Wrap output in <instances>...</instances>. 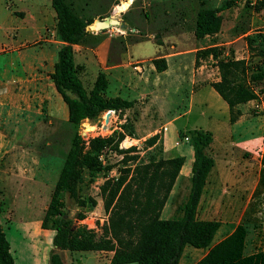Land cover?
I'll return each instance as SVG.
<instances>
[{"label": "rangeland", "instance_id": "rangeland-1", "mask_svg": "<svg viewBox=\"0 0 264 264\" xmlns=\"http://www.w3.org/2000/svg\"><path fill=\"white\" fill-rule=\"evenodd\" d=\"M67 1L71 2L74 9L84 18L105 13L113 5L112 17L121 22L120 27L125 29L127 38L118 37L116 34H119V31L116 29L113 36H107L101 30L99 36L92 37L102 40L106 45L110 42H122L120 47L125 45L128 56L125 52L123 55L130 61H134L136 57H156L169 46L175 47H170L169 53L178 49L195 50L200 44L206 46L204 40L192 36L197 11L201 8H220L231 4L219 12L223 18L222 25L213 40L237 38L230 45H219L220 50L233 57L244 56L249 74L258 69L264 71L261 54L264 52V7L257 9L245 0H235V3H231L233 0ZM53 13L55 14V11L50 0H0V223L10 243L15 262L50 264V256L54 252V231L42 228L41 221L74 134L86 125L88 132L84 138L107 135L112 130L119 129V125L125 122L132 124L139 135L136 134L137 138L126 136L121 142V147L136 145L141 155L144 153L143 141L155 133L159 134L161 145V136L165 134L166 145L172 153L179 155L183 148V134H189V129L192 128L216 129V133L220 135L230 131L237 138L247 137V141L258 132L256 144L236 148L238 151H234L229 163L224 162L221 154H214L213 149L210 155L217 158L221 169L231 168V181H238L232 183L234 188H239L242 180L239 179L240 172H243L244 164L251 167L248 184L252 188L254 182L257 183L240 222L247 227L246 252L264 248V181L260 183L261 177L264 178V76L251 84L257 97L242 105L240 123L233 126L229 121L228 106L223 105L224 101L213 88H202L196 92L193 107L185 113L190 104L192 88L187 80L189 71L181 70L182 67L189 66V63L191 65L192 54L170 59L172 66L178 67L177 73L179 76L182 74L183 79L175 82V76L162 77L165 86L163 94L166 96H160L161 98L151 99L147 96L145 100L140 99L142 92H150L153 87H157L156 83L159 81L150 73L141 76L132 65H125L112 72L108 71L109 84L106 95L136 100L134 106L123 112L112 111L106 130H102L106 113L100 114L92 127L87 125V119L74 125L67 120V106L60 94L46 85L50 79H47L50 73L48 69L52 61H56L59 48L55 42L57 39ZM126 23L127 26H124ZM87 28L97 30L94 22L87 25ZM133 28H136V31ZM89 37L81 43L85 44L90 40ZM203 63L206 65L209 79L219 76L213 58H203ZM139 66L144 68L146 63L142 62ZM96 69L95 65H91L88 73L81 76L87 90L93 85ZM82 73L83 71L81 75ZM18 75L19 79L12 78ZM145 79L150 83L145 82ZM199 97H203L205 103L201 104ZM159 117L164 121H173L160 128L162 120H159ZM176 130L179 131L176 133ZM175 140L181 144L174 145ZM217 146L214 145V150ZM103 158L114 164L109 175L117 176L122 156L106 152ZM85 178L82 196L86 199L87 206L80 210L74 200L64 194L65 209L74 218V224L84 223L100 233L101 225L107 221L99 193V186L104 178L99 175L93 181H88L87 173ZM92 199L96 201V205L91 204ZM234 205L238 216L241 206L236 203ZM169 207L170 203L165 207L163 218L169 214ZM77 214H83L84 219L78 220ZM172 217L178 218L180 213L176 211ZM221 218L223 219L222 215L219 219ZM233 220V224L238 221ZM225 228L223 226L217 230L213 242L222 233L227 235ZM56 252H59L65 264H107L106 259L109 256L106 251L99 253L100 258L93 251L61 249ZM206 252L207 249L186 245L179 264H194Z\"/></svg>", "mask_w": 264, "mask_h": 264}, {"label": "trees", "instance_id": "trees-1", "mask_svg": "<svg viewBox=\"0 0 264 264\" xmlns=\"http://www.w3.org/2000/svg\"><path fill=\"white\" fill-rule=\"evenodd\" d=\"M50 1L55 11L56 39L61 44L49 78L67 106V120L78 125L82 120L97 118L108 110L123 112L134 106L135 100L106 95L109 81L102 71L97 74L92 87L85 88L81 80L84 66L75 62L73 45L86 38L88 31L85 27L94 19L84 18L67 0ZM226 5L197 11L194 28L197 39L220 31L223 18L219 12L231 4ZM255 7L263 8L264 0H259ZM220 49L217 45L198 49L195 65L200 64L201 58L211 56L214 59L219 80L210 85L226 101L229 121L234 123L241 115L239 106L257 97L251 84L262 79L264 71L258 69L249 74L246 58L236 59ZM261 54L264 64V52ZM151 61L158 72L167 68L163 56ZM83 130L88 132L86 125ZM187 135L194 148L188 199L181 218L162 219L161 210L182 167L183 158H164L158 133L143 141L142 155L136 145L121 147L126 136L137 138L133 125L126 122L107 135L84 138L76 132L41 221L42 228L54 231L53 246L68 251L112 252L109 264H178L186 245L207 249L194 264H264V248L246 252L248 232L244 223H239L230 234L212 244L220 222L199 219L196 213L206 177L214 165V159L207 151L213 136L211 131L201 128L192 129ZM106 152L122 156L117 176L109 175L114 164L103 158ZM86 173L88 181L99 175L104 178L99 193L107 221L101 225L100 233L84 223L74 224V218L65 209L64 194H68L80 210L87 206L82 196ZM263 181L262 176L260 183ZM91 204L96 205V201L92 199ZM76 217L82 220L85 216L77 214ZM0 264H17L1 223ZM50 264H64L58 252H52Z\"/></svg>", "mask_w": 264, "mask_h": 264}, {"label": "crops", "instance_id": "crops-1", "mask_svg": "<svg viewBox=\"0 0 264 264\" xmlns=\"http://www.w3.org/2000/svg\"><path fill=\"white\" fill-rule=\"evenodd\" d=\"M113 9H114L113 5H111V7H109L105 13L97 14L96 16H94L92 18L94 20H99V19H104L107 17H112L113 14H111V12ZM52 18L55 20V14L54 13L52 14ZM194 23H195V20H194ZM127 24L128 23L124 24V26H127ZM120 26H121V24H119V25L112 24L108 28L103 29V32L105 34H107V36H113L116 33V32H114V29H116V31H119V34H116V35H118V37H120V38L122 37L123 39H124V37L127 38L125 29H122ZM194 28H195V24H194L193 30H192V36L195 37ZM133 30L136 31V28H133ZM87 31H88V35L86 37L90 36L89 39L91 41L90 40L86 41L85 44L80 43V44L73 45L74 51H75V62L77 64H81L84 66L83 73L81 76H83V75L85 76L88 73L89 67L91 65H95L97 68L94 80L100 71L104 72L107 76L108 71L112 72V70L123 67L125 65H132V67L135 70H137L138 72L141 73V76H142V74L144 75V73H150L151 76H154L156 81H159L158 83H156L158 88L153 87V89L150 92L145 91V92L141 93L140 99H142V100H145V98L147 96L150 97L151 99L155 98V97L161 98L163 96H166V94L165 95L163 94V92L165 90V86L162 83V77L163 78L164 77L169 78L170 76H175L174 77L175 82H178V81L183 79L182 74L179 76L177 73L178 67L175 68L174 65L172 66L170 59H172L174 57L176 58L178 56L185 55V54H192L191 65L189 63V66H187V65L184 66V63H183V66L185 68L182 67V70H181V72L184 69L189 71L188 72L189 77L187 80L191 84V88H192V90L190 91V96H189L190 104L188 105L187 109L185 110V113H188L190 108L193 107V100H194V97L196 95V92H199L200 89H202V88H209V89L212 88L210 83L213 81L219 80V76L218 77H212L210 79L208 78V76H207L208 71L206 69V65L203 63V58L200 59V64L198 66L195 65L196 51L198 49L209 47V46L230 45V44L234 43L235 40L237 39L236 38V39H232V40H223V39L222 40H213V38L217 37V35L219 34V32H218L213 36H205V37L201 38L202 40H204V43L206 44V46L203 44H200V47L199 48L195 47L196 48L195 50L178 49L176 51L169 53L168 50L170 49V47L171 48L174 47V46H169L167 49L164 50V52L162 54L156 56V57H160V56L165 57L166 62H167V68L164 71L158 72V71H156V69H155V67L151 61L153 58H156V57H149L147 59L136 57V59H134V61H130L127 57H124V55H123L124 52L126 53L127 50L125 48V45L120 47L122 42H120V44L118 42H110L106 45L103 43L102 40H96L94 37H92V36H99V32L101 30H91L88 28ZM238 37H241V36H238ZM211 39H212V41H210ZM55 42L57 43L58 46H60L61 42L59 40H55ZM89 42H91V43H89ZM159 43H161V42H159ZM112 45L114 47H112ZM163 45H165V44H163ZM174 49H175V47H174ZM126 55L128 56L127 53H126ZM226 55H228V54L226 53ZM131 56L132 55H130V57ZM229 56H231V55H229ZM77 57H79V58L77 59ZM209 58L212 59L211 56H209ZM235 58L236 59L244 58V56H242V57L241 56H235ZM123 60H125V61L123 62ZM142 62L146 63V67L143 68V66L142 67L139 66V64H141ZM53 65H54V61H52V63L50 64L51 67H50V69H48V71L51 72L53 70ZM186 77H187V75L185 76V79H186ZM12 78L13 79L14 78L19 79L20 76L19 75H18V77L13 76ZM48 78H49V76H47V79ZM107 78H108V76H107ZM29 81H32V80H29ZM108 81H109V79H108ZM145 82L150 83V81L147 79H145ZM31 84H32V82H31ZM46 85H48L53 91H55L54 84H53L51 79H48V82ZM211 93H213V92L211 91ZM59 100H60V98H59ZM199 100L201 101V104L205 103L203 97H199ZM223 101L225 104H223V103L222 104L227 105L226 101L225 100H223ZM144 104H146V101H144ZM244 104L245 103L240 105V109L242 108V105H244ZM223 107L225 108V106H223ZM160 113L161 112L159 111V115H160ZM202 113H204V112L202 111ZM67 116H68V112H67ZM209 117H211V115ZM241 117L242 116L240 115L239 119H237L231 125H233V126L239 125ZM159 120H162V117L161 118L159 117ZM171 121H173V119H170L168 121L162 120L161 122H163V123L160 122L159 127L161 128L163 125L165 127V124L169 123ZM192 129H198V128H192ZM192 129H189V130H192ZM156 130H157V128H156ZM204 130L211 131L212 136H213V140L210 143L207 151L211 154V150L213 149L214 154H221L223 159H225L224 162H227V163H229V160H231V157H232L234 151L235 152L238 151V149L236 150V148L239 147V149H240V148L251 147V146L255 145L257 142V135L256 134H258V132L255 134V136L250 141H247V139H246L247 137H244L243 139L237 138L230 131L224 132V134L221 133V135H220V134L216 133V129H214V130L204 129ZM178 131L179 130H176V133ZM135 132H136V134L139 135L138 130H135ZM184 136H187V135L183 134V137ZM183 137H182V142H181L183 144L179 143L178 140L174 141V145H180L181 144L183 147L180 150V153L178 155V154L172 153L170 151V148L168 147V145H166V143L164 141L165 134L163 136H161V138L163 139L162 145H163V156H164V158L168 159V158H172L175 156H180L184 160L182 167H181V169H180V171H179V173H178V175H177V177H176V179L172 185V188L169 192L168 198L166 199V202H165V204L161 210L160 218H162V219H174L172 217V215L176 214V211L180 213V217H178V218H181L183 215L184 204L186 203V201L188 199L189 192H190L191 173H192V165H193V158H194V148H193V145L191 144V141L189 140V137H188V141L184 140ZM176 142H178V143H176ZM216 144L218 146L214 150L213 147ZM212 157L214 159V165L212 166L210 172L208 173V175L206 177L205 184H204V187H203V190H202V193L200 196V200H199V203L197 206L196 215H197V218H199V219L219 221L220 227L218 229H221L223 226H225L226 228H225L224 232L227 233V235H228L234 230V228L239 223H241L240 220L242 218V215H243L245 209L248 207V205L251 201L252 193H253L254 188L256 187L257 181L254 182V185L251 188V185L248 184L250 182L248 178H250L249 174L251 172V167H247V165L244 164V166H243L244 170H243V172H240L241 178H239V179H242V180L239 183V188H238V186L236 188H234L232 183H237L238 181H236V182L231 181L232 176H233V171L231 170V168L224 169V170L221 169L220 166L218 165L217 158L215 156H212ZM168 203H170V207H169L170 211H167L169 214H166V216L163 218L162 216H163V213L165 212V207H166V205H168ZM235 203L239 204L241 206L238 216L236 215V213L238 211H236V208L234 207ZM238 208H239V206H238ZM220 215L223 216V219L222 218L219 219ZM224 219H228V221L224 220ZM233 219H238V221H236L235 224H233V221H234ZM222 234L212 244L217 243L218 241H220L221 239H223L226 236V235H222ZM59 250H61V249L54 247V251H59ZM93 252H95L96 256L100 258L99 253L104 252V251H93ZM108 253H109V256L106 259L107 264H109L110 257L112 255V252H108ZM179 262H180V260H179Z\"/></svg>", "mask_w": 264, "mask_h": 264}, {"label": "water", "instance_id": "water-1", "mask_svg": "<svg viewBox=\"0 0 264 264\" xmlns=\"http://www.w3.org/2000/svg\"><path fill=\"white\" fill-rule=\"evenodd\" d=\"M112 24H116V25H119L121 24L117 19L115 18H112V17H107V18H104V19H99V20H95L94 21V26L97 30H103L105 28H108L110 25ZM124 25V24H123ZM122 26V25H121ZM85 30L87 31L88 28L85 27ZM112 114V110H108L104 116V124L102 125V130H106L108 128V124H109V119H110V116ZM85 120H82V122H84ZM89 124H94L96 123L97 121V118H94V119H88L87 120ZM80 134L85 137L86 136V132L85 130L81 129L80 130Z\"/></svg>", "mask_w": 264, "mask_h": 264}, {"label": "built area", "instance_id": "built-area-1", "mask_svg": "<svg viewBox=\"0 0 264 264\" xmlns=\"http://www.w3.org/2000/svg\"><path fill=\"white\" fill-rule=\"evenodd\" d=\"M245 1L249 2L250 5H255L259 0H245ZM183 139L188 140V136H184ZM176 143H178V142H176ZM120 146H121V144H120Z\"/></svg>", "mask_w": 264, "mask_h": 264}, {"label": "bare ground", "instance_id": "bare-ground-1", "mask_svg": "<svg viewBox=\"0 0 264 264\" xmlns=\"http://www.w3.org/2000/svg\"><path fill=\"white\" fill-rule=\"evenodd\" d=\"M87 125L92 127V125H93V124H90V125H89V124H87Z\"/></svg>", "mask_w": 264, "mask_h": 264}]
</instances>
